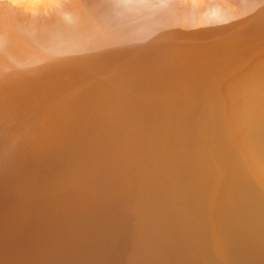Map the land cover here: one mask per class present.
Masks as SVG:
<instances>
[{
  "label": "bare ground",
  "instance_id": "bare-ground-1",
  "mask_svg": "<svg viewBox=\"0 0 264 264\" xmlns=\"http://www.w3.org/2000/svg\"><path fill=\"white\" fill-rule=\"evenodd\" d=\"M109 1L110 30L0 2V264H104L132 205L143 264H264V0Z\"/></svg>",
  "mask_w": 264,
  "mask_h": 264
},
{
  "label": "rangeland",
  "instance_id": "rangeland-1",
  "mask_svg": "<svg viewBox=\"0 0 264 264\" xmlns=\"http://www.w3.org/2000/svg\"><path fill=\"white\" fill-rule=\"evenodd\" d=\"M4 1H6L7 3H13L14 4V6L12 7V8H14V7H17V8H15V9H19L20 7H22V6H25L26 8H30V9H40L41 11H42V15L44 14V17H43V19L45 20L46 18V15H50V18H52V20H54V19H58L59 17H61L63 14L61 13V11L63 10V9H65L66 8V6L65 5H71V6H74V4L73 3H77L78 4V8L82 11V12H85V13H88V16H90V17H88L87 15H86V18L88 19V23H90L91 21V24L92 23H94L93 24V26L94 27H96V28H100V24L99 23H101V27H103V29H111L112 27L111 26H113L112 24H114V22H115V13L113 14V12H111V7L109 6V5H107V4H111V1H109V0H106V1H104V0H0V2H4ZM215 1H216V3H215ZM106 2V3H105ZM109 2V3H108ZM176 6V13H175V15L178 17L179 15V13H182L183 12V10L184 11H188L189 9H192V8H194L193 9V13H197L196 15L197 16H201L200 14H202V12H203V10L202 9H206V8H209V7H211V6H215V5H217V4H219V5H224L225 6V10L224 11H226V14H229V12H231V14H235L236 12V15L237 16H239L240 14H242V13H244V15H245V10H243L242 8H241V6H240V4H241V1H239V0H174V2H173ZM18 4V5H17ZM22 4V5H21ZM73 4V5H72ZM102 4V5H101ZM239 4V5H238ZM16 5V6H15ZM104 5H106V6H104ZM100 6V7H99ZM104 6V7H103ZM174 6V5H173ZM19 7V8H18ZM90 7V8H89ZM93 7V8H92ZM101 7H103V8H101ZM106 7V10H107V8H108V10L106 11V10H103L104 8ZM182 7V8H181ZM92 8V9H91ZM96 8V9H95ZM111 8V9H110ZM180 8V9H179ZM185 8V9H184ZM87 10V12H86V10ZM91 9V10H90ZM201 9V10H200ZM232 9H234V10H236V11H234V10H232ZM101 10V11H100ZM232 10V11H231ZM92 11V12H91ZM103 11V12H102ZM104 11H105V13H104ZM113 11V10H112ZM199 11V12H198ZM201 11V12H200ZM244 11V12H243ZM95 12H97V13H95ZM107 12V13H106ZM228 12V13H227ZM235 12V13H234ZM110 13H112V14H110ZM178 13V14H177ZM204 13V12H203ZM109 14V15H108ZM111 15V16H110ZM92 16V17H91ZM96 16V17H95ZM105 16H108V17H105ZM204 16V15H203ZM95 19V20H92V19ZM113 18H114V22H113ZM91 19V20H90ZM256 20V19H255ZM262 20H264V19H262ZM261 20V21H262ZM94 21V22H93ZM96 21V22H95ZM101 21V22H100ZM103 22V23H102ZM253 22V21H252ZM251 22V23H252ZM256 22H258L257 20L255 21V22H253V23H255V25L254 24H251V28H250V32H249V35H248V38L250 39H254V41H257V40H260V39H263L264 37H261V36H263V27L261 28V23L259 24V23H257L256 24ZM110 23V24H109ZM111 25V26H109V25ZM92 26V25H91ZM92 26V27H93ZM257 26V27H256ZM107 27V28H106ZM101 29V28H100ZM102 30V29H101ZM116 30V31H115ZM113 32H117L118 30L117 29H115ZM261 30V31H260ZM165 31V30H164ZM258 31V32H257ZM105 34V33H104ZM116 35H118V32H117V34ZM182 35V34H181ZM247 38V39H248ZM189 42V41H188ZM145 51V50H144ZM231 51V53L233 52L232 50H230ZM188 52V51H187ZM222 57V56H221ZM137 59H138V57H137ZM149 58L148 57H145V62H143V65L144 66H142V67H146L147 68V66L148 67H151V66H153V65H147L146 66V64H148L149 63V61L150 60H148ZM199 60H201L200 62H201V64H202V61H203V58L202 59H199ZM203 62H206L205 60L203 61ZM138 66V65H137ZM137 66H135V68L137 67ZM139 67V66H138ZM148 70V69H147ZM147 74L148 75V78L150 79V80H152L151 78H155L154 79V81H156V74L158 73V72H152V73H149V72H141V73H139V72H132V75H137V77H138V74ZM145 77V76H144ZM143 77V78H144ZM147 78V79H148ZM159 79V78H158ZM158 79H157V81H158ZM136 80V78H134V83L135 82H140V84H142L143 83V81L144 80H146V78H144V79H138L137 81H135ZM139 143V142H138ZM139 171V170H138ZM137 171V172H138ZM141 173V171L137 174L136 173V176H138L139 174ZM136 176H135V174L132 172V173H130V174H127V177L126 178H129V179H131V182H130V184H131V187L129 186V188L126 190V193H131L132 192V190H133V188L132 187H135L134 185H132V184H134L135 183V178H136ZM138 184H140V183H138ZM88 185V186H87ZM86 185V183L84 182V184H83V186L85 187V188H83L82 187V185H80L79 187H77V189H78V191H80V193L78 192V191H74V189L70 192L71 193V196L72 197H75L76 195H77V193H78V195L79 196H82V197H85L84 195H87V194H84V193H87V192H85L86 190L85 189H87V188H91L90 187V184H87ZM87 186V187H86ZM82 187V188H81ZM146 187H148V184H147V182H146V184H145V188ZM80 189H83V191H84V193H83V191L82 190H80ZM89 189H87V191H89ZM130 189V190H129ZM145 190V189H144ZM143 190V191H144ZM75 192V193H74ZM69 193V192H68ZM70 193H69V195H70ZM74 193V194H73ZM123 193H124V191H123ZM138 193H140V190H139V192ZM143 192L141 191V193H140V195H136L137 193H133L135 196H130V198L131 199H133V198H136V196H137V198H140L139 196H143V194H142ZM76 194V195H75ZM91 195V194H90ZM79 196H77V198L75 197V198H72L73 200H71L72 202L74 201L75 202V200H76V202H78V198H80ZM89 196V195H88ZM88 196H86V198L88 197ZM122 196H125V194H123ZM69 199H71V197L69 198ZM75 199V200H74ZM64 201H67L66 200V197H65V200ZM76 202L75 203H73V204H75L76 205ZM80 202H81V198H80V201H79V203L78 204H80ZM118 204H120V202L118 203ZM132 204H134V202L132 203ZM131 204V205H132ZM133 208V209H132ZM132 208H131V206L130 207H128V210H127V214L126 215H124V217L122 218V221L124 222V220L126 221V219L128 218V220L126 221V223H123V224H127L126 226L125 225H123L122 224V226H121V229H119L121 232H119V235H118V239L120 238V242H117L118 241V239L116 238V240L114 239L113 240V242H112V245L109 247V248H111V249H108V251L106 250L105 251V247H107V243L108 242H106L107 240L106 239H104V240H106L105 242V244H102V245H106L105 247H104V251H105V253L103 254V255H105V254H109L108 256L106 255V257L104 256V259H105V261H103L104 262V264H112V263H114V262H116L118 259L120 260V258H121V260L119 261V262H123V263H120V264H143V257H144V255H143V251H142V249L141 248H139L138 249V251L136 252V254L134 253V254H130V253H127L128 252V249L126 248V247H129V245H131V244H129V242L127 243V242H125V240L127 239V240H129L128 239V235H125L126 234V232H124L123 233V231H125V230H127V228L129 229V228H132V226L130 225V223L132 222V220L131 219H133V221L135 220L134 219V217L137 215V216H139L138 214H135L133 211H135V205H132ZM131 209H132V211H131ZM129 212L131 213V214H129ZM133 212V213H132ZM64 214V213H63ZM63 214H62V216H63ZM129 215L131 216V217H129ZM135 215V216H134ZM145 215V214H144ZM134 216V217H133ZM145 217V216H144ZM143 217V219H145V220H141V223H143L144 222V225L146 224V217L144 218ZM136 218V217H135ZM137 218H139V217H137ZM135 222V221H134ZM133 222V223H134ZM137 222V221H136ZM125 226V227H124ZM130 226V227H129ZM124 227V228H123ZM56 228H60L59 226L58 227H56ZM118 230V231H119ZM132 230V229H131ZM81 231V230H80ZM128 231V230H127ZM81 233L83 234L84 232H82L81 231ZM121 233V234H120ZM120 235H121V237H120ZM124 235V236H123ZM59 236V235H58ZM58 236H55L56 238H54L55 240H56V243H55V246H56V244L58 245V246H60L61 248H62V246L64 245V242H62V241H60V242H62L61 244H63L62 246L60 245V242H58L59 241V238L60 237H58ZM125 236H127V237H125ZM70 237V236H69ZM68 237V241L70 240V238ZM122 237H123V242L121 241V239H122ZM63 239V237L62 238H60V240H62ZM82 240V239H81ZM81 240H75L76 241V243L75 242H73L72 243V246L73 245H76V246H81V245H79V242L78 241H81ZM126 240V241H127ZM67 241V242H68ZM83 241V240H82ZM86 241V240H85ZM131 241V240H130ZM66 242V246H67V244H69V243H67ZM70 242V241H69ZM122 242V243H121ZM87 243H89V242H87ZM117 243H118V245H120V246H118V248L119 247H121V245H122V247L121 248H117ZM123 243H125V244H123ZM78 244V245H77ZM114 244H116V245H114ZM64 245V246H65ZM84 245H87V244H85L84 243ZM89 245L90 246H88V247H91L92 248V244L91 243H89ZM127 245V246H126ZM64 246H63V248H64ZM65 246V247H66ZM50 247V246H49ZM60 247L58 248H56V250L58 251V249H60ZM50 248H52V247H50ZM103 248V247H102ZM126 250H125V249ZM116 249H118L119 250V252L120 253H123V255L121 254V255H118V250L116 251ZM121 249V250H120ZM122 249H123V251H122ZM62 250V249H61ZM103 250V249H102ZM112 250V251H111ZM125 250V251H124ZM108 252V253H107ZM111 252H115V253H117V255L116 254H113V253H111ZM78 253H79V251H78ZM126 254V255H125ZM52 255H54L53 254V252H51V256ZM128 255H129V257H128ZM130 255H132V257L130 256ZM47 256H50V255H47ZM85 256V255H84ZM115 258H114V257ZM119 256V257H118ZM110 257V261H109V258ZM114 258V260L113 259H111V258ZM78 256H77V258L75 259V261L77 260V262L76 263H78L79 262V264L81 263V260L82 259H79L78 260ZM86 258H88V256H85L84 257V259H86ZM103 258V257H102ZM117 259V260H116ZM125 259V260H124ZM107 260V261H106ZM111 260L113 261V262H111ZM75 261H74V264H76L75 263ZM135 261V262H134ZM82 264V263H81Z\"/></svg>",
  "mask_w": 264,
  "mask_h": 264
}]
</instances>
